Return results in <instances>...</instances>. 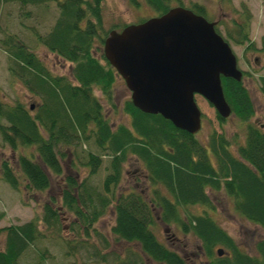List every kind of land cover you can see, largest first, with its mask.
<instances>
[{
	"label": "trees",
	"instance_id": "16d2710c",
	"mask_svg": "<svg viewBox=\"0 0 264 264\" xmlns=\"http://www.w3.org/2000/svg\"><path fill=\"white\" fill-rule=\"evenodd\" d=\"M103 1L0 0V4L16 3L22 8L54 2L58 9L54 24L44 35L36 32L35 39L47 51L72 65L71 78L54 75L45 61L16 34L6 33L0 40V47L10 59V75L19 78L31 93L41 98L34 110L20 101L12 105L0 103V119L6 121V124L0 122L2 143L13 152L20 147L34 146L36 149L32 156L18 155L19 173L9 160L3 159L0 179L15 190L20 189L23 180L27 190H46L50 186L47 170L55 176L63 174L62 160L67 156L64 149L91 142L94 150L85 152L81 164L88 167L90 175L98 172L107 158L108 172L102 190L89 185L87 180L79 181L71 173L65 175L61 189L62 206L75 212L80 226L77 231L83 230L84 236L88 237L90 232L98 234L94 223L110 207L114 215L111 232L116 242L138 244L156 263L188 264L182 255L164 246L153 231L152 209H155L160 212L159 218L164 224L180 223L183 233H191L201 242V252L207 259L204 264H264V238L255 242L256 253L249 254L207 214L209 208H214L208 190H222L232 198L233 207L240 216L264 231V127L250 121L254 105L243 79L221 77L232 114L246 124L243 142L234 137L231 140L214 130L207 143H203L196 135L176 128L161 115L142 112L131 99L122 106L129 123L113 122L94 93L99 89L107 105L116 111L113 85L117 73L104 57L103 50L100 56L97 52L109 31L120 25L104 27ZM127 1L136 7L140 4V0ZM145 1L157 15L176 5L184 6L182 0ZM190 9L205 16L203 5H192ZM245 14L242 22L234 23L231 30L227 28L226 39L245 45L246 50H255L257 47L249 32L250 12L246 10ZM216 29L219 32L218 26ZM257 49L264 51V34ZM259 82L264 95V75ZM218 118L223 120L219 115ZM233 144L236 147L232 148ZM75 155L80 159V155ZM129 160L143 164L148 179L157 185L147 200L137 191L116 193L123 167ZM73 168L67 164L68 170ZM76 173L79 175L77 171L74 175ZM190 206L207 209L204 214L195 215L189 212ZM43 211L41 220L52 231L58 224L59 211L50 204H45ZM38 224L39 218H34L0 229L6 234V250L0 252V264H16L22 244H34L43 237ZM50 233L57 236L56 231ZM64 242L68 246L76 243L87 247L89 244L85 240ZM104 243L107 247L106 240ZM217 245L226 251L223 256H217ZM93 255L98 257L99 263L108 262L107 254H99L98 249ZM40 256L48 258L44 252ZM132 257L131 264L135 261L140 264ZM113 260L117 264L121 262L119 255Z\"/></svg>",
	"mask_w": 264,
	"mask_h": 264
},
{
	"label": "rangeland",
	"instance_id": "374dc122",
	"mask_svg": "<svg viewBox=\"0 0 264 264\" xmlns=\"http://www.w3.org/2000/svg\"><path fill=\"white\" fill-rule=\"evenodd\" d=\"M186 7L192 5H203L205 18L217 20L219 32L226 38L227 28H233L234 23L242 22L246 16V10L250 12V39L255 47L260 48L261 37L264 34V0H182ZM157 15V12L145 1L140 0L139 6H132L127 0H104L102 3L103 25L106 29L124 23H136L142 19H148ZM58 16V9L54 2L44 6L28 5L24 8L16 3L0 4V40L6 33L16 34L25 44L33 49L36 54L45 61L48 69L54 75H64L71 78V63L58 58L55 54L47 51L45 47L39 45L35 39V33L45 34L54 24ZM117 27L118 28H120ZM122 27V26H121ZM229 44L237 57L238 67L244 72L243 83L248 88L254 105V115L250 119L259 125H264V95L260 90V76L264 75V51L257 48L246 50L245 45H238L229 41ZM102 53V48L98 49L97 56ZM9 57L0 47V103L13 104L16 101L23 102L27 107L32 105L35 109L41 102L40 96L31 93L19 78H13L8 70ZM103 61V60H102ZM94 93L100 99L104 111L109 114L113 122L129 123V117L122 112L124 102L130 99L131 92L126 87L123 79L119 76L113 85V102L116 104V111H112L104 99V95L99 89ZM196 103L202 112V126L196 137L199 141L207 143L212 131L225 134L231 140L233 137L238 142H243L245 138L246 124L231 114L221 120L218 118L215 108L202 96H195ZM0 122L6 124L4 119ZM236 145H232V148ZM88 149L94 150L92 143H81L72 149L65 148L67 156L62 160L63 174L55 176L47 170L50 178V186L43 191H32L24 188L25 180L21 181L20 189H12L6 182L0 179V229L12 225H19L34 218H39L38 228L42 238L38 239L30 246L28 252L19 258L18 264H37L34 248H39L41 244L45 246L47 260L39 264H117L113 257L121 256L122 251L131 245L125 241L116 242L113 239L111 227L114 223L112 208H108L106 213L95 223L94 227L98 234L90 232L88 237L83 235V230L77 231L78 219L75 212L62 206L61 189L65 183V175L71 173L77 176L79 181L87 180L89 185H94L97 190H102L104 176L107 171V158L104 159L98 172L90 174L88 167L81 162L85 159V152ZM36 149L33 146L20 147L17 151L2 143L0 136V175L2 170V160L11 162L13 169L19 173L17 157L19 154L32 156ZM74 153V154H72ZM75 153L80 155L77 159ZM36 157V155H34ZM212 159L213 155L210 153ZM75 160L74 163L71 160ZM79 160V161H78ZM74 166L70 171L67 164ZM79 175H74L75 172ZM21 176V175H20ZM157 185L150 182L143 164L137 160H129L123 167L122 178L116 187V193H127L130 191L143 192L146 200L152 196V189ZM164 188H161L162 191ZM210 204L214 208H209L207 214L222 227L226 233L234 239L236 244L249 254L255 252V242L264 238V231L257 224L240 216L233 207V201L224 191L208 190ZM50 204L59 211V220L56 227L51 231L44 226L41 220L43 206ZM189 212L195 215L205 213L207 208L203 206H190ZM154 210L155 224L152 226L158 239L182 255L188 264H204L207 259L202 254L201 242L191 233H183L180 223L164 224L159 218V211ZM184 217V216H183ZM80 228V226H79ZM57 236H53V232ZM48 235L50 237H45ZM5 231H0V242H4ZM86 241L88 246L72 243L70 246L64 241ZM104 240L108 246L104 247ZM81 243V242H80ZM222 246L217 245L216 248ZM99 254L106 255L108 262L99 263L98 257L94 256L95 250ZM124 256V254H122Z\"/></svg>",
	"mask_w": 264,
	"mask_h": 264
},
{
	"label": "water",
	"instance_id": "95a60500",
	"mask_svg": "<svg viewBox=\"0 0 264 264\" xmlns=\"http://www.w3.org/2000/svg\"><path fill=\"white\" fill-rule=\"evenodd\" d=\"M215 25L189 8L175 6L111 30L103 54L124 80L135 107L159 114L194 135L201 129L202 116L195 96L204 97L221 118H227L232 110L221 77L241 81L243 76L236 55ZM223 253L217 249L219 256Z\"/></svg>",
	"mask_w": 264,
	"mask_h": 264
},
{
	"label": "flooded vegetation",
	"instance_id": "af4514ba",
	"mask_svg": "<svg viewBox=\"0 0 264 264\" xmlns=\"http://www.w3.org/2000/svg\"><path fill=\"white\" fill-rule=\"evenodd\" d=\"M140 193L142 194V196H146V194L143 193L142 191ZM19 225H21V224H19ZM5 236H6V234H5ZM22 245H23L22 251H21V253L17 259L16 264H18L19 258L28 252L29 247L33 246L35 244H22ZM36 245H40L39 248H36V247L34 248V254H35V257L37 259V264H39V263H42L44 260L49 259L50 257L47 259L41 258L40 255L42 254V252L47 253V252H45L46 248H45V246H42L41 244H36ZM129 245H131V244H129ZM163 245L166 246L167 248H169L166 244H163ZM169 249H172V248H169ZM5 250H6V244H5V238H4V242H0V252H4ZM120 254H121L120 264H131V262L133 260L132 255L136 258L137 262H139L140 264H161V263H156L150 257H148L146 254H144V252L141 251V249L139 248L138 244H132V246L128 247L126 249V251H122ZM122 254H124V256H122ZM133 264H136V261Z\"/></svg>",
	"mask_w": 264,
	"mask_h": 264
}]
</instances>
